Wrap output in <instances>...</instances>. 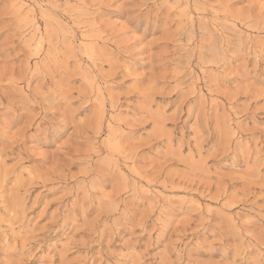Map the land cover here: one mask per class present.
<instances>
[{"label": "rangeland", "instance_id": "rangeland-1", "mask_svg": "<svg viewBox=\"0 0 264 264\" xmlns=\"http://www.w3.org/2000/svg\"><path fill=\"white\" fill-rule=\"evenodd\" d=\"M0 264H264V0H0Z\"/></svg>", "mask_w": 264, "mask_h": 264}, {"label": "bare ground", "instance_id": "bare-ground-1", "mask_svg": "<svg viewBox=\"0 0 264 264\" xmlns=\"http://www.w3.org/2000/svg\"><path fill=\"white\" fill-rule=\"evenodd\" d=\"M36 34V33H35ZM204 47V46H203ZM205 48V47H204ZM207 49V48H206ZM209 50H211V49H209ZM213 51V50H212ZM210 52V51H209ZM214 52V51H213ZM213 52H211V57H215V54L213 53ZM198 54H199V56L201 57V55H202V53H200V52H198ZM203 56V55H202Z\"/></svg>", "mask_w": 264, "mask_h": 264}]
</instances>
